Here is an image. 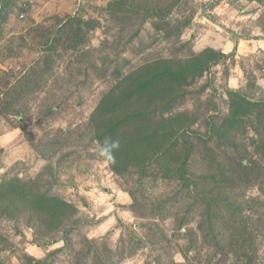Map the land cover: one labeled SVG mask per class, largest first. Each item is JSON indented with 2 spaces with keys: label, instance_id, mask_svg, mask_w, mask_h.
I'll use <instances>...</instances> for the list:
<instances>
[{
  "label": "rangeland",
  "instance_id": "rangeland-1",
  "mask_svg": "<svg viewBox=\"0 0 264 264\" xmlns=\"http://www.w3.org/2000/svg\"><path fill=\"white\" fill-rule=\"evenodd\" d=\"M149 70L186 134L116 171L97 108ZM0 264H264V0H0Z\"/></svg>",
  "mask_w": 264,
  "mask_h": 264
},
{
  "label": "trees",
  "instance_id": "trees-1",
  "mask_svg": "<svg viewBox=\"0 0 264 264\" xmlns=\"http://www.w3.org/2000/svg\"><path fill=\"white\" fill-rule=\"evenodd\" d=\"M211 51L213 52L214 61L227 56V54H224L223 52H215L214 50ZM201 59L203 60V58ZM203 63L204 65L206 64L207 68L209 67L208 62L206 63L203 60ZM203 68H205V66L200 68V72L203 71ZM178 73L177 75L179 76ZM179 77L182 78L183 76ZM163 82L164 77L162 73H155L152 70H149L146 73V78L143 80L140 79L132 86L127 87L126 91H117L116 94L104 96L102 98L97 108L98 115L101 116L103 113L104 117L107 116V118H104L105 123L103 121V123L100 124H105L106 127H104V131L99 132L98 138L106 143L104 139L105 136L108 142V138L111 135H117L118 131L120 136V143L115 144L116 148L113 150L109 149L110 155L113 159L112 167L114 170L118 171L119 168V166L116 165V162L118 161L117 155L121 158V155L127 157V154H135L138 156L139 160H143L144 163H147L149 159L157 156V154L159 155L161 152L168 150V147H163L166 146L164 141L162 139L158 140V138H162V136L168 137V144L173 145L176 143L174 142L176 139L184 137L186 134L187 127L181 125L179 116L168 119L167 121H169V125H164L163 121L166 119H163L162 122L160 121V123L157 124H151L148 121L151 113H153L157 107L161 105V102H163L162 106L164 109L167 107V105H165V102H168L166 100V96H168L167 92L170 89H175L173 82L169 86L170 89H168V86L166 87V85H164L165 82ZM237 103L240 105H238V107L236 106L235 110H233L232 113L234 116L237 115L238 109L242 104L240 99H237ZM145 109H147L146 111L149 113V116H147ZM232 113H230L231 118H233ZM130 125L134 128L128 130L127 128H129ZM155 140L158 141L156 142ZM121 142L126 145L122 147ZM134 142H140V147L137 148L138 150L130 147ZM190 150V148H187L184 151L183 159L180 160V162H178L176 158H172L169 162V166H167V169L171 170L172 167L178 163L177 165H179V168L177 171L180 176H184L186 169L185 164H187V160L191 152ZM19 195V193L15 195L16 198H18Z\"/></svg>",
  "mask_w": 264,
  "mask_h": 264
}]
</instances>
